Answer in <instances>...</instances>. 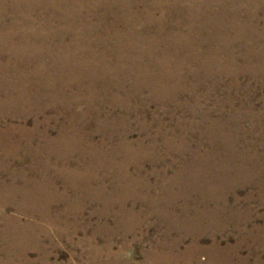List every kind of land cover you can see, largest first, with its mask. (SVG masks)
<instances>
[{"label":"rangeland","instance_id":"rangeland-1","mask_svg":"<svg viewBox=\"0 0 264 264\" xmlns=\"http://www.w3.org/2000/svg\"><path fill=\"white\" fill-rule=\"evenodd\" d=\"M2 1L5 3L4 7L6 9L0 16V29H7L9 27V22L13 20L10 16H13L14 20L18 22H21V18L17 8L15 9L13 6L15 2L11 0ZM55 1L56 0H51L50 2L55 3ZM72 1L74 0L63 1L61 4L62 8L60 9L63 16L65 15L68 17L70 24L73 25L74 22L80 20L78 19V13H83L86 12L85 10H88L89 12H87L89 15L86 16V22H97L98 18H95L94 15H102L105 18L99 21V30L103 32L105 28L110 29L115 17L113 16L112 18L111 8H109L106 3L102 4L97 2V0H76L75 6L72 7ZM170 1L173 2L175 0ZM148 3H150V1H144V4ZM165 3L166 2H164V4ZM19 4L20 2L18 5ZM1 5L2 4H0V7ZM93 7L95 8L94 11L92 10ZM44 8H46V6ZM43 9L42 7L39 8V5L36 4L31 12H29L28 16L36 23L42 22L45 18H51L53 21L52 29L57 28V26L63 22L61 21L60 23L55 14L51 12L52 10L46 11V9ZM240 10V13L237 15V20L239 23H244L246 14L243 9L240 8ZM156 11L160 14L158 9H156ZM164 15V27L166 30L176 25L182 18V13L177 9H172L170 13L165 11L163 16ZM254 24L259 31L262 29L264 25L263 13L259 12L256 14ZM105 25L107 26L105 27ZM36 26H34V28H36ZM20 31L16 33L12 32L13 40L16 42L19 41ZM28 31H30V29L22 30L21 36H23L24 33H29ZM79 32L82 33V31ZM50 33L44 35L48 36V39H46L47 41L45 39H41L40 41L31 39L28 41V44L31 46L36 44L38 46L45 45L47 47L49 43L55 44L61 40L68 42L72 39L70 33L63 35L60 33L54 36ZM205 37L208 38L209 35L206 34ZM262 44H264V39ZM228 47L232 49V54L235 58L232 64L224 63L223 65H219L215 63L214 65H210L212 69L205 65L202 67L193 65V75L189 74L188 65L186 64L179 67L180 72L176 71L178 74H174L175 70L172 68L171 73L172 71L173 73L168 78V81L171 85L181 86L176 93L177 100L172 103H166L167 100L165 99L159 101L152 100L149 93L143 90L140 94V97L143 99L142 101L135 96L130 100L131 107L128 110L129 112H126L122 107H118L113 103L110 105V102L101 104V101H99L95 106H90L86 102L85 97H82L78 103L73 104L70 109L64 108L59 102L47 108L44 106L46 109L44 113L40 115L21 114V112L18 111V113H10V115L8 114L7 116L5 112L0 111V131L6 132L10 125L14 126L8 134L3 135L5 138L0 136V165H6L5 168L0 170V184H5L8 187L17 186L20 188L16 194H8L9 200L8 198L0 199V222H2V224L0 223V264H6L7 261H12L11 264H264V246H262L264 238L258 237L255 241L246 237V231H248V229L250 230L253 224L264 227V175L256 173L254 176L245 177L241 184L232 186L234 187L232 188L233 191L228 192L226 190L224 192V198L226 199L225 203L217 201V203L214 204H206L209 208L207 210H214L215 208L222 209L225 207L232 211L236 210L241 213L247 212L250 222L242 226L245 227L246 233L244 234H239V232H237V228L231 225L232 221H227V226L223 228V230L207 225L208 223L203 226V223H199V220H194L193 224H198V226L186 228L179 226L181 228H175L169 231L168 221L159 219L161 217L158 212H156V209L153 210L154 208L147 204L150 197H157L159 194L163 193L169 194V192L162 191L160 187L154 186L158 183L161 184L169 177L172 178L173 169L170 163L176 162L179 155L173 150L168 149V146H170L171 143L179 148L186 146L179 142L178 136H180V132H177V129L174 132L173 129H175L178 124H186L187 119L188 121H200L203 111H208L212 115L219 113L223 114L222 116L225 117L230 115L235 116L236 123L232 124V128L240 132L241 135L244 134V138L234 140V145L239 148L255 144L259 150L254 148L253 151L262 156H258L260 159L256 158V166L262 165L261 167H264V58L262 60H245L244 54L248 51L247 46L243 43H237V41H232L229 43ZM93 49L95 52H99L101 46L97 45ZM215 52L218 56L222 58L225 57V51L222 46H218ZM183 57L185 59L187 58L186 55ZM29 59L30 60L26 61L28 63L23 69L20 66L18 68L24 71L26 67L34 69L36 64L39 65V61H36L35 58ZM7 60V55L0 53V66ZM48 62L50 63V61ZM6 66L5 64V67ZM230 66L235 67L229 68ZM13 67V63H8L3 73L8 72V74L11 73V75L2 76V80H9L10 84L18 82L16 76L11 72L13 71ZM259 67H261V69H259ZM62 81L63 78L58 82L61 84ZM2 82L4 81L0 83V98L2 97L1 99H4L6 97L5 93L9 91L6 92L2 90ZM234 82L238 84L236 87H234ZM126 83L127 85L132 83V79H126ZM26 86H28V88H26V90H28L25 93L36 92V88H33V85L30 84ZM97 88L101 87L98 86ZM11 91L13 92L12 89ZM75 91V89L68 90L64 94H61L60 96L64 97L62 102L65 104L66 100L70 101L75 99ZM115 91L114 88L109 89V93H114ZM18 92L19 88H17L16 92L14 91L13 94ZM136 94L137 93L133 92V95ZM30 97H34L33 94L30 95ZM52 97L55 96H48V98ZM23 100L25 101L26 99ZM23 100H21L22 103H24ZM21 101H19L18 104H22ZM179 102L182 103L181 106H179ZM33 105H36V102H34ZM119 115L125 116L123 120L124 123L121 122L119 124L117 135H114L112 138L113 142H101L104 137L108 136L109 130H105L103 126L98 127V123L101 121L106 122V120L107 122H111L112 120L120 121L121 118ZM46 120L47 122H45ZM35 122H38V125ZM73 124L75 131L72 130ZM141 124L146 126L142 128L140 126ZM184 127L187 128H185V130L188 132L193 129L189 124ZM43 129H47L48 134L53 138H63L67 136L66 140H73L74 138L71 136H75L76 133H78L86 140V142H83V146L93 142L97 144L96 148L104 153H109L113 147L116 148V144L121 141V136L124 132L127 133L126 136L129 141L141 142L131 143L130 147H128L130 150L140 148L145 150V152H149V155L151 154L156 158L155 161L143 159L136 165L130 164L128 168L129 174L136 179H144L152 186L148 188L146 186H139L130 190V193H126L122 188L125 184V175L119 172L116 165H114L116 167L115 170L109 168L112 164L97 166V162L91 156H81L79 149H73L67 152V157L65 156L64 158L65 162L68 158L67 167H69V169L79 168L77 170L84 175L83 177L82 175L80 177L79 174L77 178L71 176L63 178L60 177V174H58L59 172L53 174L52 170H55L54 168L56 167L58 168V165H60L63 160L62 158H57L58 156L56 157V155L51 156L49 160L46 161L50 167L49 172L44 171L42 165L38 164V161L45 160V154H47V152L45 151L46 153H42V155L39 154L35 157L30 153L33 152L32 150H36L37 152L42 151L40 146H42L44 142L39 140V137H37L38 134L36 133L40 134ZM31 131L35 132L36 135L32 134L29 136ZM174 133L176 134L173 135ZM28 136L30 140L27 139ZM172 137L174 139L173 141L171 140ZM252 138H254L253 141H251ZM198 143L199 142L195 140L190 141L192 145H199ZM6 144L9 145L7 146ZM60 145L65 146L66 144L60 143ZM57 146L58 145L53 146V148L55 147L58 149L59 147ZM151 148L154 149L155 154L152 153ZM60 151L62 150H59V152ZM11 153H13L14 156ZM112 156L116 157L115 161L120 165L122 156ZM242 156L243 155L239 157ZM83 157H85V159ZM184 158L187 160L190 156L186 155ZM184 158H180L181 161ZM136 167H138V169ZM81 186L83 187L81 188ZM172 193L180 196L186 194L185 191L183 192L178 187H173L170 190V194ZM234 194L239 202L236 206L231 203ZM24 196L25 198H23ZM143 196L146 197L148 201H145ZM195 197H192V200H188V210L190 211H192L190 208L194 204L197 208H203L205 206L202 205L201 201L195 200ZM116 199H121L120 203ZM122 202H124L123 205L126 212H131L133 214L129 219L124 217ZM180 202L182 201L180 200ZM27 205H31V207ZM26 207L28 208L26 209ZM188 214L191 215L189 211ZM120 216L127 222L124 224L128 226V224L132 223V225L135 226L133 232H129L124 229L125 227L119 226L118 221L121 219ZM222 216V214L218 213L216 217L218 221H222ZM15 218L16 220H14ZM6 225H8V227ZM200 225L202 227L199 228ZM21 231L24 234L21 233ZM206 231L209 232L207 233ZM167 232H169V235ZM25 233L27 234L26 237ZM5 235L7 237H5ZM177 238H180V240ZM172 241H177V246H174L173 249H169L170 246H167V244L172 243ZM159 242L167 244L165 247L161 245L158 246L157 243ZM214 248H218L220 251ZM209 253L212 255H209ZM169 256L175 258L177 261L167 260L166 258Z\"/></svg>","mask_w":264,"mask_h":264},{"label":"bare ground","instance_id":"bare-ground-1","mask_svg":"<svg viewBox=\"0 0 264 264\" xmlns=\"http://www.w3.org/2000/svg\"><path fill=\"white\" fill-rule=\"evenodd\" d=\"M11 1L15 2L13 3V6L19 11L21 22L14 20V17L10 16V18H13V20L9 22V27L7 29H0V53H4L8 57V60L4 64H1L2 66H0V83L1 81H4L1 84L2 90L6 92L9 91L5 93L6 97L4 99H1L2 97L0 98V111L5 112L7 116L8 114L10 115V113H18V111H20L21 114L27 113L30 115H40L44 113L45 109L48 106H51L56 102L61 103V106H63L64 108L70 109L72 105L78 103V101H80L82 97L86 98V102L90 106H95L99 101H101V104L110 102V105L113 103L118 107H122L126 112H129L128 110L131 107L130 100L135 96L138 97L140 101H142L143 99L142 97H140V94L143 90H146L149 93V96L152 97V100L159 101L161 99H165L167 100L166 103H172L177 100L176 93L177 90H179V88L181 87L179 85H171L168 81V78L173 73V71L171 73L172 68L173 70H175V72H180L179 67L186 64L188 65L189 74L193 75V65L199 67L205 65L206 67L212 69V66L210 65H214L215 63L219 65H223L224 63L232 64L234 63L235 58L232 54V49L228 47L229 43H231L232 41H237V43H243L247 46L248 51H246L244 54V58H246L245 60H262L264 58V44H262V41L264 39V25L259 31L254 24L256 20V14L259 12L264 14V0H175L173 2H171L170 0H148L150 1V3L148 4H144V1L146 0H97V2L99 3H106L108 7L111 8L112 18L113 16L115 17L112 25L110 24V29L105 28L103 32L99 30V21L103 20L105 17L102 15L97 16L95 14V18H98L97 22H86V16L89 15V11L85 9L83 10H85L86 12L78 13L79 17H77L80 20L74 22L73 25L70 24V20L68 21V17L65 15L63 16L60 11V9L62 8L61 4L65 0H56L55 3H52L53 1L50 2L51 0ZM19 2L21 5H18ZM164 2L166 3L164 4ZM0 4H2L0 7L1 16V14L5 12L6 8L4 7L5 3L2 0H0ZM36 4L39 5V8L42 7V9L46 6V8H44L43 10H52L51 12L55 14L60 23L61 21L63 22L55 29H52L53 21L49 17L45 18L43 21L41 20L42 22L40 23H36L31 17L28 16L29 12H31ZM75 4L76 0L72 1L71 6L74 7ZM240 8L243 9L246 14V20L244 23H239L237 20V15L241 11ZM156 9H158L160 14L157 13ZM172 9H177L179 12H181L182 18L176 25L170 27L169 30H166L164 27L165 15L163 16V14L165 11L167 13H170ZM92 10L94 11L95 8L93 7ZM34 26H36V28H34ZM106 26L107 25H105V27ZM24 28L30 29V31H28L29 33H24L23 36H21L22 30H26ZM18 31H20L19 41L16 42L13 40L12 32L16 33ZM79 31H82V33H80ZM50 32L53 36L60 33L61 35L70 33L72 39L68 42H64L63 40H61L55 44L49 43L47 47L45 45L38 46L36 44L31 46L28 44V41L31 39H37L38 41H40L41 39H48V36L44 35ZM206 34L209 35L208 38L205 37ZM97 45L101 46L99 52H95L93 49ZM218 46H222L224 48V58L218 56L215 52V50L218 49ZM184 55L187 56L186 59L183 57ZM29 58H35L36 61H39V65L36 64L34 69H29L28 67H26L24 71L20 70L21 68L18 67L20 66L23 69L24 66L28 63L26 61L30 60ZM48 61H50V63ZM8 63L14 64V67L12 69L14 72H11L14 76H16L18 82L10 84L9 80H2V76L11 75V73L8 74L7 70V73H3L5 68L8 66ZM5 64L7 65L6 67ZM234 67L235 66H230L229 68ZM259 69H261V67H259ZM175 72L174 74H178L177 72ZM61 78H63V81L60 84L58 81ZM126 79H132V83L127 85ZM30 84L34 86L33 88H36L35 93H38L37 96L34 92L25 93L28 90H26V88H28V86L26 85ZM237 85V82H234V87H236ZM98 86L101 88H97ZM17 88H19V92L13 94L14 91L16 92ZM110 88H114L116 91L114 93H109ZM11 89L13 90V92L11 91ZM73 89L76 90L75 99L70 101L66 100V103L64 104L62 102V99H64V97L60 95L64 94L68 90ZM133 92L137 94L133 95ZM32 94L34 97H30V95ZM49 95H53L55 97L48 98ZM23 99L26 100L24 101ZM21 100H23L24 103H22ZM19 101H21L22 104H18ZM34 102H36V105H33ZM181 105L182 103L179 102V106ZM44 106H46V108H44ZM207 112L208 111L202 112L200 121H188L187 119L186 124H178L177 127L173 129L174 132L176 129L177 132H180V136H178L179 142L185 144L186 146L181 147L183 148L181 149L179 147H176V145H173L172 143L170 146L167 145L168 149L173 150L176 154L179 155V157H177L178 159L176 160V162L170 163V166L173 169V173L171 175L172 178L169 177L167 180L165 179L161 184L156 183L157 185H154L156 187H160L164 192H169V194L163 193L159 194L157 197L153 196L152 198H147L149 201L146 200V197L144 196L143 199L145 201H148L147 204L152 206L154 208L153 210L156 209V212H158L159 216L161 217L159 219L168 221V223H166L169 226V231L175 228H181L179 226L185 228L198 226V224H193L194 220H199V223H203V226L204 224L208 223L207 225L214 226L223 230V228L227 226L226 222L232 221L231 225L237 228V232H239V234H244L247 232L246 237H249L255 241L258 237L264 238V227L259 226L258 224H253L252 228H250V230L248 229V231L245 232V227L242 226L245 225V223L248 224L250 222L249 214L247 212L241 213L236 210L232 211L226 209L225 207H223L222 209L215 208L214 210H207L209 209L206 206L207 203L214 204L217 203V201L225 203L226 199L224 198V192L226 190L228 192L233 191L232 188L234 187L232 186L241 184L245 177L254 176L256 173L264 175V167H261L262 165L257 167L255 163L256 158L260 159L258 156H261L257 152L253 151L254 148L259 150L256 145L251 144L239 148H237L238 146L234 145V140L244 138V134L241 135L240 132L232 128V124L236 123L235 116L230 115L228 117H225L222 116L223 114L217 113L216 115H212ZM119 117L121 118L120 121L112 120L111 122H107L106 120V122L101 121L98 123V127L103 126L105 130H109L108 136L104 137L101 142H113L112 138L114 135H117L119 124L121 122L124 123L123 120L125 116L119 115ZM45 122H47V120ZM35 123L37 124L38 122ZM188 124L193 128L189 132L185 130L186 127H184ZM140 126L144 128L146 125L141 124ZM12 128H14V126L10 125L8 131H0V136L2 137L3 135L8 134L9 131L12 130ZM72 128V130L75 131L74 124L72 125ZM32 134H38L37 137H39V140L43 141L44 143H42L43 145L40 146L42 151L37 152L36 150H32L33 152H29L33 157L39 154L42 155V153L46 152L47 154H49H45V160L38 161V164H41L42 168L46 172H49L50 168L49 164H47L46 161L49 160L51 156L56 155V157L58 156L57 158H62L63 160L62 163L58 165V168L53 167L55 169L52 170L53 174H57L56 172H59L58 174H60V177L63 178L67 176L77 178L79 174L81 177L82 174L77 170L79 168L69 169V167H67L66 165L68 163V158L66 162L64 158L67 155V152L72 151L73 149H79L81 152V156H91L97 162V166L112 164L110 167H108L112 170H115L116 167L114 165H116L119 169V172L124 173L125 175V184L122 186V188L126 191V193H130V190L139 186H146L147 188L152 186L149 185V183H147L144 179H136L131 176L129 174L130 172L128 171V168L130 164L136 165L143 159L155 161L156 158L151 154L149 155V152H145V150L140 148L130 150V148L128 147H130L131 143H138L140 141H129L126 136L127 133L125 132L121 136V141L116 144L117 147L115 146L116 148H111L109 153H104L98 150L96 148L97 144L93 142L83 146V142H86V140L78 133H76L75 136H71L74 138L73 140H66L67 136L63 138H53L48 134L47 129H43L40 134H35V132L31 131L29 133V136H31ZM175 134L176 133H174L173 135ZM29 136L27 137V139H29ZM253 139L254 138H252L251 141H253ZM171 140H174L173 137L171 138ZM191 140L199 142V145L190 144ZM60 143L66 145L61 146ZM56 145H58V149L55 147L53 148V146ZM59 150L62 151L59 152ZM151 150L152 153L155 154L154 149L151 148ZM11 154L14 156L13 153ZM112 155L122 156L120 165L115 161L116 157H113ZM186 155L190 156V158H188L187 160L184 158ZM241 155L243 156L239 157ZM182 157L184 159H182L181 161L180 158ZM83 158L85 159V157ZM5 167V164L0 165V170ZM136 168L138 169V167ZM83 176L84 175H82V177ZM110 176L112 177L111 174ZM82 187L83 186H81V188ZM173 187H178L183 192L185 191L186 194H184V196H180L174 193L170 194V190ZM18 189L20 188H18L17 186L8 187L5 184H0V199H7L8 194H16L19 191ZM192 197H195V200L201 201L202 205L205 206L203 208H197L194 204L190 208L192 211L188 210V200H192ZM23 198H25V196ZM118 199L116 200L120 203L121 199ZM180 200L182 202H180ZM123 203L124 202H122V210L124 211V217L129 219V217L133 216V214L131 212H126ZM231 203H233L234 206H236V204H239L235 194ZM27 206L31 207V205ZM28 207H26V209ZM188 211L191 215L188 214ZM218 213L223 215L222 221H218V219L216 218ZM16 218L14 220H16ZM120 218V221H118L119 226L125 227L124 229L129 232H133L135 226L132 225V223L128 224L127 226L126 224H124L126 221L121 216ZM0 223L2 224V222ZM6 226L8 227V225ZM200 227L202 226L200 225L199 228ZM206 232L208 233L209 231ZM21 233L23 232L21 231ZM167 234L169 235V232H167ZM26 236L27 234L25 235V237ZM5 237L7 236L5 235ZM177 239L180 240V238ZM176 242L177 241H172V243L170 244L159 242L157 243V245L165 247L167 244V246H170L169 249H173L174 246H177ZM262 246H264V243ZM214 249L217 250L218 248ZM218 251L220 250L218 249ZM210 254L211 253H209V255ZM166 259L177 261L175 260V258H171L170 256ZM11 262L7 261L6 264H11Z\"/></svg>","mask_w":264,"mask_h":264}]
</instances>
